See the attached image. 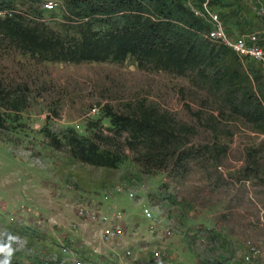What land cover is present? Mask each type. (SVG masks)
Segmentation results:
<instances>
[{"label": "rangeland", "instance_id": "rangeland-1", "mask_svg": "<svg viewBox=\"0 0 264 264\" xmlns=\"http://www.w3.org/2000/svg\"><path fill=\"white\" fill-rule=\"evenodd\" d=\"M54 1L59 8L51 12L40 0L17 1L3 14L41 11L29 19L72 36L64 0ZM226 3L215 7L228 33L264 39V20L255 14L264 0ZM242 68L264 80L257 64ZM22 97L20 111L2 105ZM139 104L190 131L180 135L186 161L138 165L111 122ZM0 112V232L20 238L11 264H264V133L189 76L139 68L131 58L43 61L0 41ZM71 132L99 146L114 140L104 148L118 151L119 163L72 159L63 139ZM91 211L106 220L91 221ZM117 226L119 233L104 234Z\"/></svg>", "mask_w": 264, "mask_h": 264}, {"label": "trees", "instance_id": "trees-1", "mask_svg": "<svg viewBox=\"0 0 264 264\" xmlns=\"http://www.w3.org/2000/svg\"><path fill=\"white\" fill-rule=\"evenodd\" d=\"M17 1L40 2L0 0V12L12 11ZM63 4L66 19L72 22V36L57 35L30 20L42 12L29 8L26 14L0 18L1 43L43 61L122 63L131 58L139 68L189 76L193 84L220 99L234 117L254 132L264 133L260 71L249 68V73L244 72V64L253 61H241L229 48L208 40L210 26L194 16L185 0H64ZM226 4V0L210 1L215 10ZM2 105L7 111H20L25 98ZM2 122L0 112V126ZM174 123L166 114L139 104L113 117L111 125L126 135L124 146L137 155L138 165L161 169L170 160L190 157L179 152L184 145L180 135L190 131ZM63 139L71 158L80 163L114 168L120 161L118 151L104 148L116 146L114 140L106 138L104 146H99L94 138L88 140L74 132Z\"/></svg>", "mask_w": 264, "mask_h": 264}, {"label": "built area", "instance_id": "built-area-1", "mask_svg": "<svg viewBox=\"0 0 264 264\" xmlns=\"http://www.w3.org/2000/svg\"><path fill=\"white\" fill-rule=\"evenodd\" d=\"M41 8L44 12H51L59 8V4L54 0H41ZM211 0H185L186 6L194 16L202 19L210 26L206 38L211 42L224 45L234 52L241 61L250 60L257 64L264 71V39L257 32L240 33L232 36L226 30L223 16L211 5ZM256 16L264 20V7H258L255 10ZM4 16L0 12V18ZM133 197V194H128ZM100 211H91L88 216L91 221H105L106 218L100 214ZM119 215H117L118 217ZM150 214H147L149 217ZM119 227L115 229H105L104 234L112 237L115 232L119 233Z\"/></svg>", "mask_w": 264, "mask_h": 264}, {"label": "clouds", "instance_id": "clouds-1", "mask_svg": "<svg viewBox=\"0 0 264 264\" xmlns=\"http://www.w3.org/2000/svg\"><path fill=\"white\" fill-rule=\"evenodd\" d=\"M4 235L7 236V239L6 242L4 240H0V264H11V258L14 254L12 243L20 238L8 233L7 230H5V232H0V237H3Z\"/></svg>", "mask_w": 264, "mask_h": 264}]
</instances>
